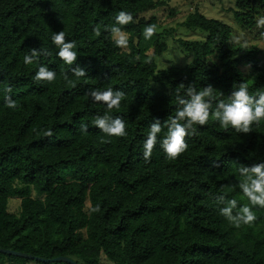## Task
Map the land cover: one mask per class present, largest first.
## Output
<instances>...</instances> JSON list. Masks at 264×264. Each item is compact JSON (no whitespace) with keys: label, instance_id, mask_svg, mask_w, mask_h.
<instances>
[{"label":"trees","instance_id":"obj_1","mask_svg":"<svg viewBox=\"0 0 264 264\" xmlns=\"http://www.w3.org/2000/svg\"><path fill=\"white\" fill-rule=\"evenodd\" d=\"M234 2L235 23L262 34L264 0ZM164 6L159 0H0V249L76 264H264V207L251 206L239 188L240 168L264 163V119L243 133L224 129L210 113L207 124L185 137L179 156L169 158L160 147L167 121L182 107L177 98L188 99L190 86L213 87L206 98L211 111L245 81L251 96L264 94L261 53L236 44L229 24L196 6L185 26L206 40H180L192 62L159 72L156 58L168 48L157 31L144 38L146 26L160 25L144 15ZM121 11L133 17L119 25L126 47L110 32ZM61 31L76 43L72 65L52 40ZM30 49L47 55L25 64ZM42 65L56 72L52 82L35 79ZM76 67L86 75L75 76ZM108 88L125 93L119 108L91 98L92 90ZM104 115L122 118L127 134L98 129L94 120ZM157 122L161 133L145 159L144 141ZM12 199L21 201L18 214L10 212ZM233 199L234 217L249 205L256 220L236 227L221 215ZM13 259L23 258L0 253V264Z\"/></svg>","mask_w":264,"mask_h":264},{"label":"clouds","instance_id":"obj_2","mask_svg":"<svg viewBox=\"0 0 264 264\" xmlns=\"http://www.w3.org/2000/svg\"><path fill=\"white\" fill-rule=\"evenodd\" d=\"M131 13L121 11L116 17V24L110 26V32L117 46L126 47L128 40L126 34L122 31L119 25H126L132 22ZM260 24H264V18L259 20ZM157 31L155 25H148L144 28L143 35L145 39H150ZM99 34V30H97ZM53 43L58 46L57 55L67 64L72 65L77 61V53L75 41L65 40L63 31L56 33L52 37ZM30 53V54H29ZM47 55L41 50L30 49L24 55V63L32 64L39 55ZM77 77L85 76V71L76 67L72 69ZM56 78V72L50 70L46 66H40L36 72L35 79L38 81L52 82ZM67 78V77H66ZM180 88H184L181 84ZM10 92L11 89L9 88ZM214 92L213 87L208 86L202 90H197L193 87L188 88L189 98H177L179 107L174 117H170L167 121V133L160 141V147L169 158H176L187 148L185 137L195 134L196 128L194 125H205L208 123L211 116L217 120L221 127L235 129L237 132L248 133L251 131V125L254 122H259L264 119V94L254 98L249 94V82L245 81L238 86H235L228 102L220 101L214 111H211V104L206 99ZM90 96L96 102H103L108 109L119 108L121 101L124 99L125 93L120 90L108 88L104 91L92 90ZM8 106L15 107L11 97L7 98ZM94 123L98 129L109 136H124L126 135V122L120 117H112L109 115L98 116ZM191 130V131H189ZM82 132H87V125L81 126ZM161 133L159 122L153 124L148 131L147 139L144 141V157L147 159L151 156L154 146L157 144V136ZM51 135V133H48ZM241 175L243 182L239 184L242 193L247 197L251 206L264 207V163L253 164L250 167H241ZM237 201L230 200L228 205L220 209L221 215L234 223L236 227L241 224H251L256 220V214L249 205L242 206L237 215H232L233 209L236 208Z\"/></svg>","mask_w":264,"mask_h":264},{"label":"rangeland","instance_id":"obj_3","mask_svg":"<svg viewBox=\"0 0 264 264\" xmlns=\"http://www.w3.org/2000/svg\"><path fill=\"white\" fill-rule=\"evenodd\" d=\"M166 6L154 11L147 12L144 17L150 19L156 17L160 21L157 32L161 35L167 51L156 58L158 71L162 72L170 68H183L193 60V54L187 52L180 46L179 41H204L207 35L198 31L188 29L185 26L187 17L193 13L196 6L209 18H215L229 24L234 29L233 40L236 44L244 47H257L260 51V59L264 64V30L261 33L250 32L238 26L233 17L235 7L234 0H159ZM127 38V36H126ZM248 73V68L243 70ZM157 92H164L158 85L153 84ZM21 201L12 199L10 201V212H20ZM15 264H40L23 259H13ZM110 264V263H105Z\"/></svg>","mask_w":264,"mask_h":264},{"label":"water","instance_id":"obj_4","mask_svg":"<svg viewBox=\"0 0 264 264\" xmlns=\"http://www.w3.org/2000/svg\"><path fill=\"white\" fill-rule=\"evenodd\" d=\"M0 253L5 254V255H9V256L23 258V259H29L32 261H37V262L44 263V264H55V263L76 264L74 261L67 259V258H64V257L56 258V259H52V260H45V259L29 256V255H26L23 253L11 251V250H6V249H0Z\"/></svg>","mask_w":264,"mask_h":264}]
</instances>
